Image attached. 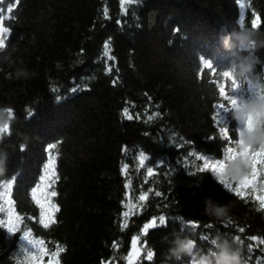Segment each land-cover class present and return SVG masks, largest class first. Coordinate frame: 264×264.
Here are the masks:
<instances>
[{"label": "trees", "instance_id": "obj_1", "mask_svg": "<svg viewBox=\"0 0 264 264\" xmlns=\"http://www.w3.org/2000/svg\"><path fill=\"white\" fill-rule=\"evenodd\" d=\"M8 3L3 0L9 35L0 49V107L14 112L0 142V220L8 219L9 186L21 219L14 233L0 226V264H29L18 255L27 245L25 231L50 252L65 248L60 264H127L136 237L143 246L136 264H188L187 256L165 259L174 234H191L204 252L217 235H238L244 264H264L259 202L225 190L210 168L201 170L204 159L222 158L228 145L213 119L214 105H227L219 89L225 84L230 97L252 95L247 83L233 91L223 76L238 60L222 37L238 30L241 13L246 28L253 12L264 20V0H19L11 14ZM257 31L264 39V25ZM256 55L251 78L264 83V48ZM19 67L34 75L14 78ZM125 108L132 119L122 115ZM226 123L234 142L242 126L231 110ZM50 144L55 177L49 190L57 192L60 210L44 228L32 189L48 171ZM262 182L264 175L257 194ZM142 194L147 199L140 202ZM205 198L228 205L231 223L204 215ZM129 204L136 205L134 214L122 228ZM161 215L166 225L143 234ZM149 250L152 261L145 258Z\"/></svg>", "mask_w": 264, "mask_h": 264}, {"label": "clouds", "instance_id": "obj_2", "mask_svg": "<svg viewBox=\"0 0 264 264\" xmlns=\"http://www.w3.org/2000/svg\"><path fill=\"white\" fill-rule=\"evenodd\" d=\"M239 24V22H237ZM257 29L246 28L240 25L238 30L232 31L229 35L222 37L223 46L229 50L237 62L223 72V76H228L232 80V90H238L242 83H247L252 95L248 99L243 97L235 98L236 104L231 108L233 119L239 128L238 141L240 154L235 158H229L222 162L217 172H212L213 178L225 190V182H239L249 174L250 157L249 149H264V83L259 78L253 80L251 77L254 66L260 63L256 55L257 50L264 48V39ZM238 50V51H237ZM246 52V56L238 53ZM203 60V58H201ZM205 63H211L206 61ZM14 78L27 79L34 75L26 67L14 69ZM234 82V83H233ZM222 95V93H221ZM14 110L10 107H0V129L4 125H10ZM4 132H0V142L4 139ZM24 150L26 145H20ZM3 161H0V165ZM2 171V168H0ZM228 191V190H227ZM203 203L205 208L203 214L222 222H230L229 207L225 204L214 203L205 198ZM183 231V230H181ZM212 247L207 252L198 250L197 240L191 234L175 235L171 242V247L165 259L181 261L185 256L189 258L188 264H244L242 258L241 242L237 236L217 235L212 239Z\"/></svg>", "mask_w": 264, "mask_h": 264}, {"label": "snow or ice", "instance_id": "obj_3", "mask_svg": "<svg viewBox=\"0 0 264 264\" xmlns=\"http://www.w3.org/2000/svg\"><path fill=\"white\" fill-rule=\"evenodd\" d=\"M19 0H9V3L6 7L7 13L11 14L13 12V6L14 4L18 3ZM241 7L243 8L244 5L241 4ZM4 18V8H3V0H0V49H4L6 47V41L8 39L9 35V28L2 26V20ZM239 24L238 26L242 25L245 27L244 23V14H240L239 18ZM262 25H264V20H262L259 13L253 12L252 18L250 20V28L251 29H259ZM105 48V56H108V43L106 42L104 45ZM109 59L111 57L109 56ZM207 67H211V65H208ZM111 68H108L107 71H111ZM225 78H229L228 76H225ZM116 81H113L115 84ZM234 83V82H233ZM220 93H222V100L227 102V105L223 102L217 103L214 105L215 109V115L213 116V119L216 123V125L220 126V133L223 136L225 140L228 141V145L226 146V150L223 153V157L220 159L210 160V159H204V168L205 169H211L212 172L219 171L222 162L228 160L229 158H235V156L239 155V141L236 139L234 142L229 135V125L226 123V114L230 112L231 108L235 106L236 101L234 97H230L227 94L226 85L219 89ZM72 91H76V89H73ZM59 99V98H58ZM221 109L223 110L221 112ZM31 115V114H30ZM122 115H124L127 119H132V115L129 114L128 109L125 108L122 112ZM148 119H152L151 116L148 117ZM9 131V126L6 124L4 125L3 129H0V132L7 133ZM233 131L237 132V129H233ZM234 143V146H233ZM55 147V145H48V162L45 165L46 169L48 170L45 176L41 178V186L33 187L32 189V197L34 198L35 204L39 208V222L42 224L44 228H49L50 225L56 223V217L55 213L58 212L59 206L54 203L53 198L57 196V192L55 190H49L52 187V180L55 177V169L53 167V158L51 156V150ZM248 156L250 157V173L244 177L239 182H225V187L227 190L234 195L240 197L241 199H245L248 196H252V198L259 202V206L257 208L258 211L264 210V182L260 184L259 187V194H257V187L256 183L257 180L261 175H264V149H257V150H251L248 151ZM143 163V158L141 160ZM126 171V168H125ZM152 169H148V175H152ZM48 180L49 183L44 184L43 181ZM250 190V191H249ZM157 196L161 195L159 192L155 193ZM4 199L5 202L8 204L7 209V215L8 219L7 221L0 220V226H5L7 228V231L9 233H14L18 230L17 224L14 222L20 221L21 217L18 215H15V211L11 205V196H10V186L9 191L4 193ZM147 199V194H142L138 197V200L140 202H143ZM128 208L127 211L123 213V217L125 218V223L121 225V227H126V218L129 217L131 214H134L132 212V209L136 207V205L129 204L126 205ZM4 209L0 208V212H3ZM158 223L157 218H152V220L148 223H146L143 226L142 232L143 234H147L149 229H153L155 227L159 226H165L166 225V218L165 216L161 215L158 217ZM229 224L231 223L228 222ZM195 226V225H193ZM211 227V225H209ZM227 227V224L225 225ZM183 230V229H182ZM240 233H243L245 229L243 227H240L238 229ZM31 232L25 231L22 235V239L27 242L26 246H22L20 253L18 255H26V259L28 260L29 264H44V257H48L47 264H60L59 257L62 252H64L66 249L63 247H60L59 245L56 246L54 251H49L47 247L45 246V241L42 239H30ZM239 238L241 244H243V240H241L240 236L237 235ZM201 239L207 240V236H202ZM249 239L255 241L257 238L255 236L249 237ZM138 241L139 237L133 238L132 244H131V250L129 251L126 259L127 264H136L137 259L140 257L141 252L143 251V246L138 247ZM212 240L210 241V243ZM261 244H264V240H260ZM115 246V245H114ZM249 250H251L252 245L248 246ZM148 261H152L154 258V252L151 250L147 251L146 257Z\"/></svg>", "mask_w": 264, "mask_h": 264}]
</instances>
